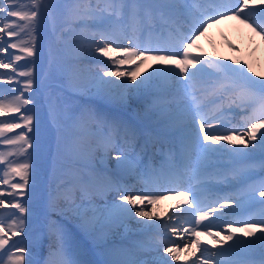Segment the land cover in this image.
<instances>
[{"label":"snow or ice","instance_id":"snow-or-ice-1","mask_svg":"<svg viewBox=\"0 0 264 264\" xmlns=\"http://www.w3.org/2000/svg\"><path fill=\"white\" fill-rule=\"evenodd\" d=\"M57 6L65 10L62 32L74 31L76 22L95 29L90 33L93 54L111 62L110 65L108 61L104 62L110 70H100L96 82L98 88L116 85L121 89L144 90L155 81H171L170 88L153 93L150 111L172 124L191 120L197 128L198 143L185 144L182 149L189 157L196 152V164L191 169L195 184L186 187L182 184L186 169L173 160L167 168L145 173L147 178L140 189L142 194L133 195L131 189L118 187L119 199L109 209L111 218L138 217V223L149 227L162 225L161 239L153 246L158 258L151 261L124 259L119 258V251H113L110 255L114 258L106 260L105 264H172L173 261L181 262L182 252L188 253L182 264H236L225 260V254L256 246L264 249V212L256 222L220 223L227 207L234 205L239 209L243 207L245 197H264V191L260 190L264 188V182L259 186L249 184L242 194L213 199L215 193L206 179L213 167L212 158L222 149L238 161H253L254 154L259 151V167L264 170V76L253 74L248 61L213 59L210 54L192 51L199 36L211 25L229 18L246 25L264 39V0H30L26 10H19L15 0H0V69L5 70L0 71V146L8 148L7 153L0 152V208L15 210L10 223L0 220V250H5L13 237L27 234L26 222L35 187L30 174L33 157L41 153L40 120L32 114L33 109L28 108L34 104L36 63L35 59L29 58L38 55L37 34L45 16L52 23L53 31H57L54 15ZM182 17L190 21L186 28L180 23ZM22 60L25 63L20 65ZM148 60H155L157 64L149 66L151 71L145 69L147 75L137 83L138 75H142L140 68ZM126 65L134 67L122 70ZM108 77L116 79H106ZM206 77L213 79L209 82ZM230 92L236 95L230 96ZM209 94L221 101L225 97L229 100L226 107L211 117L204 111V101ZM226 112H243V123L227 129L226 135H216L214 132L225 123L222 117ZM101 119L105 123L102 147L106 151H115L113 159L118 168H123L128 158L115 150L113 144L121 135L125 139L134 138L135 129L118 119ZM209 120H220L221 123H209ZM17 129L23 130L16 132ZM9 133L12 135H7ZM256 166L251 162L243 168L231 169V175L225 172L212 174L246 184ZM181 187L185 190L179 191ZM81 190L86 192L87 185L82 184ZM160 192L182 198L170 210L171 215L165 213L161 217L155 212V204L163 199V195L157 194ZM205 193L209 195L202 198ZM6 195L12 198L11 202ZM260 203L264 204V200ZM87 211L81 212L80 217L82 227L91 231L93 222ZM182 220L190 227H184ZM198 229L212 237L214 243L202 242ZM181 234H187L188 240L183 248L168 239L170 235ZM58 240L59 247L50 256L63 255L62 264H86L77 255L65 251L67 238L63 234L58 235ZM192 245H195L194 250ZM213 248L217 251L213 252ZM5 254L8 259L6 262L0 259V264H25V256H30V250L22 246V241L13 242ZM27 264L39 262L30 258ZM45 264L53 262L46 261Z\"/></svg>","mask_w":264,"mask_h":264},{"label":"bare ground","instance_id":"bare-ground-1","mask_svg":"<svg viewBox=\"0 0 264 264\" xmlns=\"http://www.w3.org/2000/svg\"><path fill=\"white\" fill-rule=\"evenodd\" d=\"M15 2L19 4V10H26L30 4V0H15ZM54 15L57 31H53L52 23L45 16L37 34L38 55L35 58H29L35 59L36 63L33 85L34 104L28 105V108L33 109L32 114L40 120L38 139L41 153L38 157H33V171L30 174V181L35 187L29 219L26 222L27 234L13 237L5 250H0V259L7 261L6 250L16 240L22 241V246L28 248L29 239L27 238L30 234L36 236L42 234L45 239L43 243L41 242L40 248L33 254L30 252V255L38 254L34 260L39 264H45L46 261H52L54 264L61 258L64 259V256L59 254L50 256V253L58 249L60 234L67 238L66 252L78 256L79 251L84 250V253L88 254L89 258H85L88 259L86 264H98L95 254L104 262L114 258L110 255L113 251H119L121 254L119 258L124 259L149 261L157 259L153 250L154 244L144 242L145 248L139 246H134L135 250L129 248L130 244H143V234H138L137 230L149 226L138 223L140 218L109 217V209L119 199L117 191L112 193L111 190H107L108 197L99 194L95 197L88 195L85 197L79 196L75 189L82 184L88 187L92 179H97L98 175L105 172L125 180L131 177L137 162L127 160L125 167H117V161L113 159L115 151H106L102 147L105 133L100 127V119L96 114L101 113L98 111H106L104 107L98 110L102 106L100 102L106 101L118 106L117 109L111 110L113 115L102 112L109 119L119 115L122 112L120 109L124 107V110L134 109L137 119H144L147 124H155V115L150 111L151 102L142 95L154 88L161 80L153 82L148 89L144 90L121 89L116 85L98 88L96 82L101 75L100 70L110 69L106 68L104 63L108 61V58L93 54L94 46L91 45L90 33L95 29L84 27L76 22L73 25L74 31L62 32L60 29L65 16L64 8L57 6ZM218 33L236 47L226 45L224 41L219 45H211ZM202 36L196 41L195 47L198 48V52L210 54L213 59L248 61L252 66L253 74L259 73L264 76V39L253 33L246 25L229 18L211 25ZM208 48L210 49L207 51ZM24 63L23 60L19 62L20 65ZM108 64L110 65L111 62L108 61ZM156 64L155 60H148L140 68L142 75H138L137 83L143 79L144 75H147L145 69L151 71L149 66H156ZM126 69L128 68L124 66L122 70ZM0 71L5 70L0 69ZM106 79L115 80L116 78ZM25 95L29 94L25 93ZM33 123H36L35 119ZM113 148L116 150L115 146ZM29 151L31 152V149ZM0 152L7 153L8 148L0 146ZM37 160L38 163H36ZM129 165L131 171H129ZM100 167H104L105 171L103 172ZM106 177L107 175L104 176ZM102 178L98 181L106 184ZM5 198L11 202V197L6 195ZM168 202L169 199L165 198L162 202L158 201L155 204L157 215L165 213L164 206ZM0 210L5 213L0 220H3L5 224L10 223L15 210L11 208H0ZM85 210H88L87 215L93 222L91 231H86L82 227L80 213ZM63 227L69 229L63 230ZM71 236L78 238V244L70 241ZM123 244L127 249L121 248ZM30 258L32 257L29 255L25 256V264Z\"/></svg>","mask_w":264,"mask_h":264},{"label":"rangeland","instance_id":"rangeland-1","mask_svg":"<svg viewBox=\"0 0 264 264\" xmlns=\"http://www.w3.org/2000/svg\"><path fill=\"white\" fill-rule=\"evenodd\" d=\"M47 127H48V125H47ZM39 244H40V241H39V242H35V243L33 244V245H34V248H35V247H38Z\"/></svg>","mask_w":264,"mask_h":264}]
</instances>
